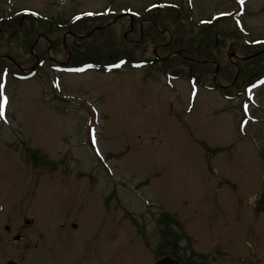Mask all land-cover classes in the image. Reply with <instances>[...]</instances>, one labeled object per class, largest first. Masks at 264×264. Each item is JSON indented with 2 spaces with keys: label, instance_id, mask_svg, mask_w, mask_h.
I'll return each mask as SVG.
<instances>
[{
  "label": "rangeland",
  "instance_id": "374dc122",
  "mask_svg": "<svg viewBox=\"0 0 264 264\" xmlns=\"http://www.w3.org/2000/svg\"><path fill=\"white\" fill-rule=\"evenodd\" d=\"M21 11L77 14L58 38L93 33L31 49L43 22ZM12 16L0 217H133L151 232L161 217L204 246L226 233L228 264L233 232H258L264 264V0H0V22Z\"/></svg>",
  "mask_w": 264,
  "mask_h": 264
},
{
  "label": "flooded vegetation",
  "instance_id": "af4514ba",
  "mask_svg": "<svg viewBox=\"0 0 264 264\" xmlns=\"http://www.w3.org/2000/svg\"><path fill=\"white\" fill-rule=\"evenodd\" d=\"M31 19L42 21L39 28L45 30L38 32L31 43V49L40 41L51 47L57 40L60 45L65 46V34H70L79 41L93 33L92 30L78 36L75 30L67 29L58 38L57 33L62 29L58 24L67 18L49 14L47 18L38 15ZM130 22L132 24L133 20ZM14 24L17 26L20 21L4 20L0 22V29H8L7 25ZM127 31L132 32L133 27ZM34 58L36 65L39 64V56L34 54ZM20 71L22 75L26 74L31 78L37 74L38 68L30 66ZM58 216L0 217V264H28L31 257L32 264H154L164 257L175 260L177 264H220L218 260L224 254L221 264H228L225 258L229 256L230 248L226 233L218 237V243H213L215 239L212 238L204 246L196 235L183 230L182 226L176 228L175 225V228L170 229V225L161 217L156 221L163 228L151 232L144 229L135 231L133 217ZM129 227L131 229L127 230ZM233 233L232 263L238 264L243 258H248V264H261L262 253L255 242L262 234L257 232L249 244L243 239V231ZM136 234L144 239L146 246H142L139 241L135 245Z\"/></svg>",
  "mask_w": 264,
  "mask_h": 264
},
{
  "label": "water",
  "instance_id": "95a60500",
  "mask_svg": "<svg viewBox=\"0 0 264 264\" xmlns=\"http://www.w3.org/2000/svg\"><path fill=\"white\" fill-rule=\"evenodd\" d=\"M175 263H176L175 260H172L169 257H164L161 260H159L158 262H156L155 264H175Z\"/></svg>",
  "mask_w": 264,
  "mask_h": 264
},
{
  "label": "snow or ice",
  "instance_id": "6c2138e0",
  "mask_svg": "<svg viewBox=\"0 0 264 264\" xmlns=\"http://www.w3.org/2000/svg\"><path fill=\"white\" fill-rule=\"evenodd\" d=\"M241 2H242V0H241ZM0 87H2V86H0ZM0 97H2V93H0ZM3 103H6V98H4L2 102H0V116L3 115V111H2Z\"/></svg>",
  "mask_w": 264,
  "mask_h": 264
}]
</instances>
